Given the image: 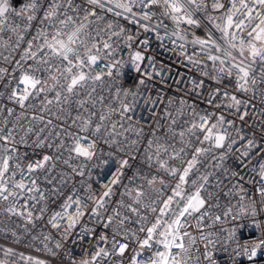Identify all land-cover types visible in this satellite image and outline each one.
<instances>
[{
  "label": "snow or ice",
  "instance_id": "1",
  "mask_svg": "<svg viewBox=\"0 0 264 264\" xmlns=\"http://www.w3.org/2000/svg\"><path fill=\"white\" fill-rule=\"evenodd\" d=\"M102 13L130 20L161 42L170 39L184 55L191 46L194 55H187L188 63L199 66L196 57L203 56L218 68L221 79L235 74L236 91L217 88L210 94L208 103L219 114L189 106L187 116L181 101L176 115L165 112L169 123L162 136L151 133L143 146L139 139L129 140V134L139 137L142 132L132 124L139 105H155L160 99L146 101L140 91L150 73H142L132 87L117 83L126 64L141 72L146 57L133 49V36L126 35L125 27ZM200 14L214 29L203 37L190 31L200 27ZM0 50V56L21 53L11 61L3 56L14 64L7 96L14 106L0 103V214L26 224L47 217V224L64 237L83 217L95 220L93 229H84L94 241L87 255L77 261L67 253L65 264H189L196 240L186 230L188 217L199 227L206 220L218 224L247 213L254 226L261 227L255 218L264 209L244 185L250 177L247 182L258 185L264 204V111L258 129L245 123L249 110L255 111L257 94L264 104V0H0ZM118 51L129 52V60L118 57ZM257 63L262 65L258 79ZM6 71L0 68V73ZM105 80L110 81L107 95L99 88ZM248 93V99L240 98ZM219 96L223 99L217 103ZM99 143L117 151H124L123 144L135 154L122 158L105 190L93 194L84 181L90 176L89 165L94 169L109 163L101 159ZM140 156L143 166L124 184L121 177L129 160ZM228 160L235 161L237 170L226 166ZM76 176L81 178L78 188ZM70 181L73 187L65 192ZM116 187L123 191L114 192ZM165 188L170 194L159 199ZM212 189L236 199V205H221ZM220 232L223 238L201 235L205 244L195 256L196 264L201 255L207 264H218L213 255L218 247L233 259L249 261L264 252V230L249 238L237 237L234 228L222 225ZM49 239L42 237L45 247ZM61 246L58 240L48 251L55 256ZM3 255L0 264H7L15 252L4 248ZM21 259L32 258L21 254Z\"/></svg>",
  "mask_w": 264,
  "mask_h": 264
},
{
  "label": "built area",
  "instance_id": "2",
  "mask_svg": "<svg viewBox=\"0 0 264 264\" xmlns=\"http://www.w3.org/2000/svg\"><path fill=\"white\" fill-rule=\"evenodd\" d=\"M134 11L138 10L134 9ZM102 15H106L109 20H114L118 25L125 27L126 35L133 36V49L140 50L142 55L146 57L141 63V72L135 71L130 64H126L122 70L123 74L120 76L117 83H122L125 88L132 87L135 85L136 80L141 78L142 73H150L151 79L144 77L145 84L140 86V91L146 101L149 100V98L155 100L159 97L160 99V102L155 105L151 102L141 103L139 105L136 115L132 118V124L135 131L142 130V132L139 137L129 134V140L139 139L141 141V146H143V141L145 139L152 138L150 135L151 133L156 132L157 135L162 136L164 134L163 129H166L169 123L164 119L165 112L170 111L173 115H176L177 111L181 108V101H184L183 110L187 116L191 115L189 106H194L195 110L201 113L208 111L219 114L214 105L208 103L210 94H213L217 88H219L221 92L227 90L229 93H234L236 91L235 74H233L231 79H221V73L218 68H214L212 62L206 61V58L203 56L196 57L201 60L199 66L188 63L187 55H194L191 46L188 47L187 55H184L179 49L172 47L170 39H165L161 42L156 39V34L154 32H144L142 28L131 23L130 20L114 17L110 13H102ZM200 15L203 17V14ZM171 27L172 25L169 22V28L171 29ZM210 30H214L213 24L210 23L206 17L201 18L200 27L192 26L190 29L191 32L200 37H203ZM216 34L219 35V33ZM136 40H147L148 43L144 46L135 43ZM20 54L21 53L17 51L11 53L9 56L8 52H3L2 56H0V68L7 69L5 73H0V93L4 94L0 97V103L7 104L10 107L14 105L8 102L7 96L9 95V89L14 83L11 80L14 64L5 62L3 56H9V60L11 61L19 58ZM117 55L118 57L122 55L125 61L129 60V52L127 51L123 53L118 51ZM150 64L151 66H149ZM254 67L255 75L258 79L262 65L257 63ZM201 81L203 82L202 87H193L194 84H200ZM109 85L110 81L108 80H105L104 83L99 85V88L103 90L105 95H107V86ZM250 96L251 93H248L247 95H241L240 98L248 99ZM222 99L223 96L216 97V102L219 103ZM169 101H171V104L168 103ZM252 103L255 105V111L249 110V116L246 117L245 123L252 124L254 129H258L259 122L262 119L259 113L264 111V104L261 103L259 94H257ZM17 111H19L18 106ZM120 148L124 149V151H117L115 146L110 147L103 143H99V149L102 153L101 159L106 158L109 160V163L105 166L97 162L99 166L94 169L89 165L90 176L86 175L84 181L85 184H91V191L93 194L105 190V186L112 180L113 176L117 174V168L122 158L127 159L128 156L135 154L134 149L126 148L123 144L120 145ZM21 152H23V148H21ZM125 152L127 155H125ZM129 165L130 167L125 170L124 175L121 177L124 184L128 183V177L132 176L133 172L143 166L142 156L135 160H129ZM226 166L232 168L234 171L237 170L235 161L233 160H228ZM63 167V165H60V168ZM147 171L148 169L144 167L145 174ZM154 171L155 169H153V172ZM73 179L75 181V186L77 188L80 187L79 182L81 178L76 176ZM250 179V177L246 179L244 185L245 190L255 196L258 207L264 209V204H260L259 193L256 191L258 185L248 183L247 180ZM137 183H139V181H137ZM168 183H172V181L169 180ZM224 183V191H227L228 181ZM72 187L73 182L70 181L65 192ZM156 187L159 188V184H157ZM113 191L122 192L123 188L116 187L113 188ZM212 191L214 195H220L219 202L221 205L228 204L229 202L231 205H236V199L224 197L217 189H212ZM162 193L163 195L159 197V199H165L167 195L170 194L167 188L163 189ZM80 194L86 195L87 193L81 192ZM154 198L156 197L154 196ZM159 199L157 200L158 206H162L159 205ZM56 203H59V199H57ZM55 206L56 205L53 204L52 207L55 208ZM90 206L91 205H89V207ZM85 211H87V208H85ZM215 211L219 213L221 210L216 209ZM187 219L190 227H186V230L196 240V244L190 249L193 258L189 261V264H196L195 256L203 251L205 241L200 238L202 234L207 235L213 233L214 236L209 238H215V236L223 238L224 234L220 232L221 225L226 230L234 228L237 237L243 238H249L258 234L261 230H264V211L259 212L255 218L261 222L260 228L254 226L253 218L247 213L240 219H237L235 215H233L230 220L222 219L218 224H213L211 220H206L200 223L199 227L195 219L192 217H188ZM95 223V220H89L88 217L85 216L71 234L64 237L61 233L52 229L50 225L47 224V217H45L44 220L26 224L23 219L0 214V260L5 259L3 249L12 248L15 255L7 258V264H35L37 260L43 261L44 264H65L64 257L67 253L74 255L78 261L80 255H87V250L94 244L91 234L89 233L85 236L84 229H93ZM5 233H7V235ZM12 233L16 235L13 236ZM43 236H49L50 238L47 242V247H45V242L42 240ZM58 240L61 242L62 246L59 250H56L58 254L54 256L49 253L48 249L53 248ZM185 243L187 244V238H185ZM131 247H136L134 241L131 242ZM21 254L25 258L31 257L32 259H21ZM213 255L214 260L218 261V264H264V252L258 253L254 261H249L247 258L233 259L230 257L227 250L219 247L213 251ZM200 264H207V261L203 259L202 255Z\"/></svg>",
  "mask_w": 264,
  "mask_h": 264
}]
</instances>
